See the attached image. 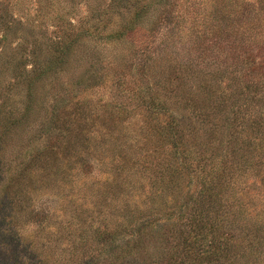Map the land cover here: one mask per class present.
Segmentation results:
<instances>
[{
  "label": "rangeland",
  "instance_id": "1",
  "mask_svg": "<svg viewBox=\"0 0 264 264\" xmlns=\"http://www.w3.org/2000/svg\"><path fill=\"white\" fill-rule=\"evenodd\" d=\"M0 264H264V0H0Z\"/></svg>",
  "mask_w": 264,
  "mask_h": 264
},
{
  "label": "trees",
  "instance_id": "2",
  "mask_svg": "<svg viewBox=\"0 0 264 264\" xmlns=\"http://www.w3.org/2000/svg\"><path fill=\"white\" fill-rule=\"evenodd\" d=\"M65 50V49H64ZM54 61H51V62H49V64H51V63H53ZM37 69L35 68V69H33L31 72H29L31 75H32V78L29 76V75H27L28 77H27V80L29 81V84H31L30 86H32L33 84H34V82H36L37 81V79L39 78V76L40 75H38L37 74Z\"/></svg>",
  "mask_w": 264,
  "mask_h": 264
}]
</instances>
